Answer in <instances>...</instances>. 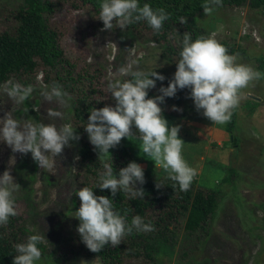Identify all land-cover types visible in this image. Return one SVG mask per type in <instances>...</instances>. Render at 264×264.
I'll list each match as a JSON object with an SVG mask.
<instances>
[{"label":"rangeland","instance_id":"obj_1","mask_svg":"<svg viewBox=\"0 0 264 264\" xmlns=\"http://www.w3.org/2000/svg\"><path fill=\"white\" fill-rule=\"evenodd\" d=\"M4 3L3 0L0 2V27H12L14 21L12 23L9 14L11 5ZM92 14L90 7L72 8L62 4L47 22L49 28L57 33L63 55L73 64L72 72L95 74L91 83H81L82 86L84 83L88 85V89L96 90L90 100L102 103V106L108 104L107 67L110 64L114 67L123 64L128 57L137 60L135 67L138 69H155L158 66L156 71L165 80L157 81L156 87L150 89L148 94L159 95V87L161 84L167 86L175 66L160 58L161 49L154 43L152 31L139 29L134 37L114 29L102 30L103 26ZM191 22L194 27L204 29L207 36L234 47L235 53L232 55L238 63L257 71L255 58H263L264 61L263 10L247 6L214 9L197 15ZM177 42L174 39L171 43L178 46ZM29 82L36 86L37 93L26 102V114L18 109L14 115L22 118L30 116L47 124L50 121L46 109L56 108L64 113L56 123H71L79 135L73 123L71 101L69 108L65 109L54 102L41 100L38 95V89L47 85L43 71L37 69ZM182 92L177 91L174 97L166 98L169 106L160 105L162 115L169 124L179 125L178 136L184 142L182 158L195 169L191 182L196 186L221 189L217 209L208 221L207 235L202 233L200 240L191 245L194 247L184 246L183 250L187 242L185 231L179 230L181 224L178 230L177 227L175 229L179 243L174 246L172 256L165 248L153 260L128 255L125 258L122 255V264H264V80L260 77L253 79L241 89L242 99L232 109L236 112L232 132L226 130L228 121L218 124L203 117L194 108L188 90L183 89ZM177 102L179 105L176 108L179 110H173L172 106ZM33 107L37 110L33 111ZM11 108L7 97L0 95V116L11 111ZM82 140L89 143L87 134ZM80 141L81 138L70 141L69 146L55 158L56 170L52 174L38 168L30 153H11L9 147L0 143V173L8 168L14 182L20 186L15 194L17 215L20 216L17 224L27 232L33 228L44 234L48 244L43 245L54 254L73 245L78 220L69 217L71 210L75 211L72 196L84 183L92 184V179L75 165ZM124 145L132 155L144 159L145 162L139 164L142 168L164 171L154 166L150 158L142 153L139 139L124 138ZM10 156L15 157V164L11 168L8 166ZM227 169H232L234 173H229ZM226 176L229 181L221 184ZM128 245L124 246V250L130 248ZM67 257L69 260L63 264H101L96 258H85L76 253ZM40 264L58 263L53 258L42 257Z\"/></svg>","mask_w":264,"mask_h":264},{"label":"clouds","instance_id":"obj_2","mask_svg":"<svg viewBox=\"0 0 264 264\" xmlns=\"http://www.w3.org/2000/svg\"><path fill=\"white\" fill-rule=\"evenodd\" d=\"M218 2L205 0L203 12H211L209 4ZM93 18L102 22V30H112L114 25L124 29L143 21L158 32L168 20V13L163 8L153 9L150 3H141V0H99L98 12ZM180 22H184L183 18ZM178 57L167 86L161 84L159 95L152 97L148 96V91L156 87L157 81L165 80L156 71L158 66L155 69H138L135 67L137 60L131 57L118 66L108 65L106 89L113 104L88 109L83 129L98 154L103 171L98 173L94 188L84 186L75 190L79 207L71 210L69 217L78 220L76 232L80 241L93 253L100 252L106 245H119L121 238L134 230L152 229V225L143 222L140 216H133L128 222L126 213L122 214L109 196L94 194V189L98 188L109 190L111 196L118 191L127 193L131 198L144 196L143 189L137 187L145 182L143 168L137 162L129 161L126 166L114 171L109 149L117 146L122 138L128 139L135 129L142 153L150 158L154 166L168 172L169 178L178 184L181 191L187 190L195 176V169L182 158L184 142L178 136L179 125L169 124L162 115L160 105L165 98L174 97L178 90L187 89L194 108L203 117L223 124L230 119L232 109L242 99L241 89L261 76L252 67L238 63L236 57L212 36L191 40L185 34ZM34 93H37V88L31 83L11 78L0 83V95L6 96L12 105L11 111L0 116V143L9 147L11 153H30L38 168L52 174L56 170L55 158L69 146L70 141H78L80 137L71 123H56L64 115L56 108L46 109L50 121L47 124L30 116L22 118L14 115L18 109L24 114L28 112L26 102ZM38 95L47 103L54 102L61 108H69L71 97L56 82L41 86ZM172 107L179 110L176 106ZM14 164L15 157L10 156L9 168ZM19 188L8 168L0 173V225H6L10 217L17 215L15 194ZM28 232L22 242L15 243L16 254L12 264H40L42 251L39 245L48 244V241L44 234L33 228H29Z\"/></svg>","mask_w":264,"mask_h":264},{"label":"trees","instance_id":"obj_3","mask_svg":"<svg viewBox=\"0 0 264 264\" xmlns=\"http://www.w3.org/2000/svg\"><path fill=\"white\" fill-rule=\"evenodd\" d=\"M2 0H0L1 2ZM4 5H11L10 16H12V27H0V83L11 78L21 83H31L29 79L36 73L37 69L43 71V79L47 85L56 82L68 92L71 97V108L73 113V123L77 127L81 138L78 150V159L75 165L83 170L88 178L92 179V184L84 183L81 186H95L98 173L103 171L102 163L96 151L82 137L87 134L83 126L88 116V109L91 107H103L102 103L91 101L90 97L95 95L96 90L88 89L83 81L91 83L95 79V74L87 71H72L73 64L66 59L63 51L57 42V33L49 28L47 22L62 4H68L72 8L90 7L93 14L98 12L99 0H3ZM11 2V3H9ZM148 2L153 7L163 8L168 13V20L162 25L158 32H154L145 22L141 21L130 24L124 29L115 27L114 30L123 32L130 36L139 29L152 31V38L160 47V58L175 66L178 52L182 47L185 34L191 40L200 37H208L201 27H194L191 22L197 15L204 13L203 6L205 0H141V3ZM2 6V5H1ZM247 6L250 9H261L264 12V0H219L218 3H211L209 7L214 9L238 8ZM183 18V23L180 22ZM114 23V21H113ZM191 23V24H190ZM100 26L102 22L99 21ZM174 39L179 45H172ZM172 40V41H171ZM225 46L229 54L235 53L234 47L226 42H219ZM257 71L261 73L260 79L264 80L263 58H255ZM127 79L129 77H126ZM180 93L182 90H178ZM185 95L184 92L181 93ZM158 95L156 93L148 96ZM180 100L182 97L179 98ZM108 104H113L111 96ZM180 102V101H179ZM179 102L175 104L177 107ZM164 105L169 106L164 100ZM161 104V105H163ZM163 113V112H162ZM235 110L232 111L228 120L226 130L232 132L235 122ZM130 137L139 139V134L132 130ZM111 157L114 171L126 166L129 161L138 164L144 163V159L132 155L124 145V138L120 143L111 149ZM78 171V172H79ZM144 184L137 185L142 188L144 196L141 198H131L127 193H120L111 196L109 190L94 189L95 195L109 196L115 203V207L126 213V220L131 221L133 216H140L143 222L150 223V231H136L121 238L117 246L106 245L100 252L89 251L80 241L78 233L74 232L73 245L69 249H61L56 254L48 252L42 244L39 245L44 259L53 258L58 264H63L69 259L68 254H75L85 258H96L101 264H122V255L129 257H144L146 260H153L160 256L163 249H168L169 256L174 254V246L179 243L175 229L185 231L186 244L190 248L193 243L200 240L202 233L207 235L208 221L215 214L220 200L221 189H213L205 186H196L191 182L187 190L181 191L175 181L169 178L168 172H155L148 168H143ZM229 173H234L227 169ZM77 172V173H78ZM229 181L226 176L221 184ZM156 185L159 187L157 188ZM72 205L76 209L79 207V200L75 194L72 196ZM20 216L10 217L6 225H0V264H12L15 255V243L22 242L29 234L24 227L17 224ZM76 228V226H75ZM200 235V236H199ZM129 244L130 248L124 250V246ZM194 246H191V248Z\"/></svg>","mask_w":264,"mask_h":264}]
</instances>
